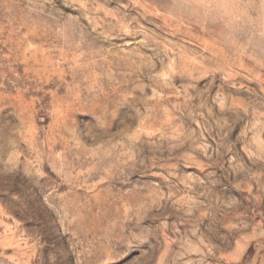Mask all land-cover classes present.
I'll list each match as a JSON object with an SVG mask.
<instances>
[{
  "label": "rangeland",
  "instance_id": "obj_1",
  "mask_svg": "<svg viewBox=\"0 0 264 264\" xmlns=\"http://www.w3.org/2000/svg\"><path fill=\"white\" fill-rule=\"evenodd\" d=\"M0 264H264V0H0Z\"/></svg>",
  "mask_w": 264,
  "mask_h": 264
}]
</instances>
